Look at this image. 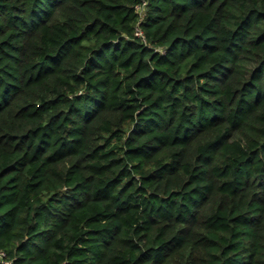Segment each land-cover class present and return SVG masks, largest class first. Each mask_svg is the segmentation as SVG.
<instances>
[{"label": "trees", "instance_id": "obj_1", "mask_svg": "<svg viewBox=\"0 0 264 264\" xmlns=\"http://www.w3.org/2000/svg\"><path fill=\"white\" fill-rule=\"evenodd\" d=\"M0 253L264 264V0H0Z\"/></svg>", "mask_w": 264, "mask_h": 264}, {"label": "built area", "instance_id": "obj_2", "mask_svg": "<svg viewBox=\"0 0 264 264\" xmlns=\"http://www.w3.org/2000/svg\"><path fill=\"white\" fill-rule=\"evenodd\" d=\"M137 34L138 35H142V33H141L140 30L137 31ZM0 257L3 258L4 257V254L3 253H0ZM5 264H11V263L6 261Z\"/></svg>", "mask_w": 264, "mask_h": 264}]
</instances>
